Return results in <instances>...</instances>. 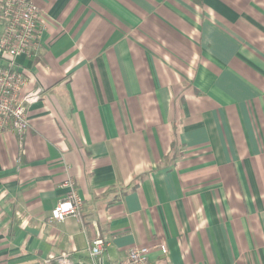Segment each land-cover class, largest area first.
<instances>
[{"label": "crops", "instance_id": "0c3cea01", "mask_svg": "<svg viewBox=\"0 0 264 264\" xmlns=\"http://www.w3.org/2000/svg\"><path fill=\"white\" fill-rule=\"evenodd\" d=\"M30 127L0 134V264L168 246L264 264V0H30ZM71 179L80 217L49 222ZM150 257L165 264L156 248Z\"/></svg>", "mask_w": 264, "mask_h": 264}, {"label": "built area", "instance_id": "2783aa9c", "mask_svg": "<svg viewBox=\"0 0 264 264\" xmlns=\"http://www.w3.org/2000/svg\"><path fill=\"white\" fill-rule=\"evenodd\" d=\"M44 25L41 9L30 0H0V134L11 132L18 137L19 146L30 124L27 115L29 104L39 98L40 91H21L26 84L24 69L16 58L33 56L41 45ZM68 190L50 212L49 222L62 221L68 217H80L83 199L73 180L64 182ZM109 245L107 238L97 237L88 244V258L76 260L70 252L43 259V264H104L102 255ZM156 248L162 261L168 263V246L161 240L156 246L136 245L111 264H156L150 257Z\"/></svg>", "mask_w": 264, "mask_h": 264}]
</instances>
